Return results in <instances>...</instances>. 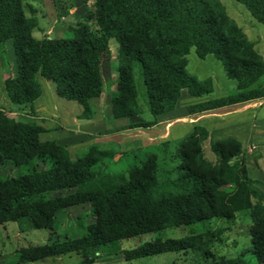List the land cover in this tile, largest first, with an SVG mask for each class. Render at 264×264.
<instances>
[{
    "label": "trees",
    "instance_id": "obj_1",
    "mask_svg": "<svg viewBox=\"0 0 264 264\" xmlns=\"http://www.w3.org/2000/svg\"><path fill=\"white\" fill-rule=\"evenodd\" d=\"M31 1L38 0H0V44L10 42L16 70L1 83L12 104L29 103L32 109L41 93L37 76L51 77L59 83L58 97L81 106L79 118L122 119L119 126L148 128L174 109L182 88L198 97L212 93L209 76L197 78L186 70L191 48L199 58L211 54L218 59L238 92L248 90L264 70L253 42L220 0H90L93 9L65 25L67 36L41 37L32 34L35 15L24 10L33 12ZM236 1L264 25V0ZM71 5L74 15L76 0ZM110 39L116 43L117 64L107 114L100 109L101 62L110 55ZM236 102L237 93L226 94L186 110L192 114ZM51 132L36 120L23 121L0 109V224L23 222L52 233L59 216L83 204L91 220L80 236L17 248V263L74 252L80 264H93L101 255L120 252L130 260L195 247L210 259L193 264H244L240 256L212 255L210 246L222 240L220 225L120 248L122 240L137 235L210 219L230 221L244 212L250 222L248 251L264 264V180L248 175L246 147L238 139L209 143V131L194 124L178 140L161 143L164 155L173 147L170 160L177 162L160 176L155 152L124 172H103L94 166L114 150L93 142L71 157L55 138L41 139Z\"/></svg>",
    "mask_w": 264,
    "mask_h": 264
},
{
    "label": "rangeland",
    "instance_id": "obj_2",
    "mask_svg": "<svg viewBox=\"0 0 264 264\" xmlns=\"http://www.w3.org/2000/svg\"><path fill=\"white\" fill-rule=\"evenodd\" d=\"M223 4L226 13L236 22L242 29L246 37L254 44V48L261 55L264 62V25L253 19L245 7L236 0H220ZM72 0H38L29 2L33 12L30 8L24 6L27 15L34 14L37 19V25L33 28L32 34L34 37L48 36H67L65 25L69 22L82 19L84 13L93 7L90 0H85L84 5L81 0H76V11L74 15H70L74 11L71 5ZM73 7V8H72ZM0 83L1 78L10 74L11 70H15V63L12 53L11 44L9 41L0 44ZM110 55L105 57L101 62V72L105 83L103 93L100 97V109L103 113H110L108 106L109 91L114 88L112 79L115 75L114 68L117 64L114 54L116 52V43L113 39L109 40ZM1 49H3L1 51ZM186 70L189 74L195 75L197 78H204L209 76L212 84V93L208 96L222 95L223 92L227 94H234L235 81L227 78L224 74L223 66L218 59L213 55L208 54L204 58L196 56L194 50L191 48L185 55ZM252 88L260 87L264 89V70L261 76L251 85ZM5 101L9 102L5 96ZM57 101H66L54 95ZM72 103L77 104L74 101ZM78 105V104H77ZM5 112H10V109L1 107ZM102 118V117H101ZM233 116L226 118V121H232ZM256 122L259 123L256 130H258L255 137L256 146L254 149L249 147V155L247 158V173L255 180H262L261 174L264 173V99L263 104L257 109ZM106 129L97 133L101 144V148L111 149L115 151L112 157H105L98 162L94 168L103 172H124L127 168L134 164H139L144 159L147 152H155L158 156L160 165L159 175L165 174V169L172 168L176 164V160H170L172 146L169 147L168 153L162 151L161 145L149 146V148L137 149V142L142 134L135 129H129L125 125L119 126L122 119L111 118L105 122ZM51 123V122H50ZM249 123V122H248ZM53 123H51L52 125ZM251 123L246 124L250 126ZM247 126V127H248ZM55 132V131H54ZM41 135V139L55 138V133ZM102 137V138H101ZM106 139V140H105ZM130 142L129 144L124 141ZM178 140V139H176ZM103 141V142H102ZM247 141V139H246ZM246 141L243 144H246ZM173 142V140H172ZM141 143V142H140ZM176 144L175 142L172 143ZM83 147L78 150L80 154ZM209 155V152H206ZM167 158H166V157ZM165 167V168H164ZM172 175L173 172H170ZM264 180V179H263ZM70 212L67 215H62L57 218L54 232L45 228L29 229L25 227L23 222H5L0 224V264H17L16 249L28 245L42 244L48 240L62 239L65 236L76 237L84 233V225L91 220L87 214L88 205L83 204L76 207L69 208ZM81 218L79 219L78 216ZM249 219L246 213L237 212L234 218L230 221L223 219H210L206 222H197L190 225H184L177 228H165L158 233H146L134 236L132 238L122 240L120 242L121 249L133 248L145 241L152 240L154 237L178 238L192 231L204 229L207 224L210 227L223 226L224 230L221 234L222 240L215 242L210 246V251L215 258L220 256L232 257L240 256L244 264H257L248 251L250 245V238L245 232L246 226L249 224ZM203 253L202 248L187 247L179 251L162 252L155 255L138 257L126 260L122 253L112 255H101L97 257L93 264H193L196 262H204L209 260ZM22 264H80V256L74 252L62 254L55 257H47L43 261L24 262ZM262 264V263H261Z\"/></svg>",
    "mask_w": 264,
    "mask_h": 264
},
{
    "label": "crops",
    "instance_id": "obj_3",
    "mask_svg": "<svg viewBox=\"0 0 264 264\" xmlns=\"http://www.w3.org/2000/svg\"><path fill=\"white\" fill-rule=\"evenodd\" d=\"M0 48L2 47L0 46ZM15 73L16 70H11L10 72L11 75H15ZM6 76H3L1 81ZM37 79L41 87V93L33 101L32 109L29 103L12 104L5 101L3 97L4 87L0 83V109L2 106L6 107L11 110L8 113L18 119L23 121L36 120L46 129L55 131V140L65 145L71 157L75 150L81 147H85L93 142L100 143L98 140L100 138L96 136L97 133L107 128L104 121L100 118H79L78 114L81 111L79 104L77 105L66 99V101L54 99V95H56L55 89L59 83H56L51 77L44 78L37 76ZM212 84L214 85L213 80ZM236 93L237 102L235 104L189 114L186 110L187 105L224 96L227 93L223 92L222 95L198 97L188 94L186 89L182 88L174 109L158 116L156 124L148 128H133L140 132L139 134H142L139 137L140 141H136L137 149L149 148V146L161 145L164 141L175 140L181 137L192 125L200 124L209 131V143L217 138L228 136L234 137L242 143L247 139L245 144V165L247 168V158H250L248 157V149L249 147L254 149L258 146L256 142L252 141H255L258 132L256 128L259 123L256 122L255 117L257 109L263 104L264 91L260 87H250L246 91H237ZM229 116L234 117L232 121H226V118ZM50 122L53 124L51 125ZM248 122L251 123L250 126L246 125L249 124ZM130 140L124 141L126 145L127 143L129 144ZM261 175L263 180L264 173Z\"/></svg>",
    "mask_w": 264,
    "mask_h": 264
}]
</instances>
